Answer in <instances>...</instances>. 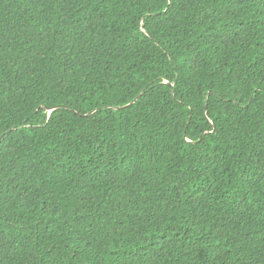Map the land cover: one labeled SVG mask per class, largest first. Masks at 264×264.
Returning a JSON list of instances; mask_svg holds the SVG:
<instances>
[{"label":"trees","instance_id":"16d2710c","mask_svg":"<svg viewBox=\"0 0 264 264\" xmlns=\"http://www.w3.org/2000/svg\"><path fill=\"white\" fill-rule=\"evenodd\" d=\"M0 264H264V0H0Z\"/></svg>","mask_w":264,"mask_h":264},{"label":"snow or ice","instance_id":"6c2138e0","mask_svg":"<svg viewBox=\"0 0 264 264\" xmlns=\"http://www.w3.org/2000/svg\"><path fill=\"white\" fill-rule=\"evenodd\" d=\"M169 3L171 4L172 3V0H169Z\"/></svg>","mask_w":264,"mask_h":264}]
</instances>
